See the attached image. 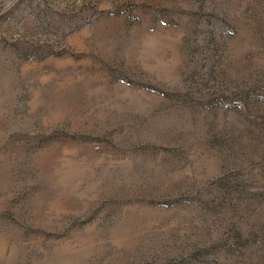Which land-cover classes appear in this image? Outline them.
Here are the masks:
<instances>
[{"label": "rangeland", "instance_id": "374dc122", "mask_svg": "<svg viewBox=\"0 0 264 264\" xmlns=\"http://www.w3.org/2000/svg\"><path fill=\"white\" fill-rule=\"evenodd\" d=\"M264 0H0V264H264Z\"/></svg>", "mask_w": 264, "mask_h": 264}, {"label": "trees", "instance_id": "16d2710c", "mask_svg": "<svg viewBox=\"0 0 264 264\" xmlns=\"http://www.w3.org/2000/svg\"><path fill=\"white\" fill-rule=\"evenodd\" d=\"M262 106H264V104H263V105H261V107H262Z\"/></svg>", "mask_w": 264, "mask_h": 264}]
</instances>
